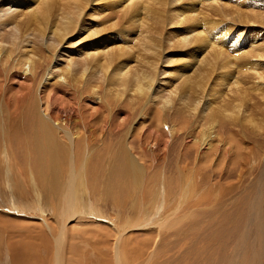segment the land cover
I'll return each mask as SVG.
<instances>
[{
	"label": "bare ground",
	"instance_id": "obj_1",
	"mask_svg": "<svg viewBox=\"0 0 264 264\" xmlns=\"http://www.w3.org/2000/svg\"><path fill=\"white\" fill-rule=\"evenodd\" d=\"M179 1L181 0H0V72L2 71V69L7 70L11 68L12 62L23 73L25 80L29 83V89L34 90V87L38 84L37 82L43 65L46 63H50L49 68H45L47 70H45L46 74L42 76L41 81L38 84L37 100L34 102L36 119L33 123L32 132L27 131L26 128L22 126H13V122L18 118V115L17 112H9V108L11 105H16L18 103L15 102V104H13V102L9 98L4 97V95L2 94L0 95V152H2L0 153V177H2V173L5 172L9 179L7 181H4L5 183L9 182L12 188V190L9 189L10 194H8L6 200L3 199L6 205L2 202L3 205L2 207H0V215H9L7 214V209H11L9 206H14L15 209L17 208L19 211L23 212L21 218H16V220L13 217L16 220H14V222L10 217V220H12L11 222L8 220L9 218L1 217L0 219L1 223L2 220L4 221L5 219H7V221L10 223L9 225H5L4 221L3 224L5 226H1L0 241L3 248L5 247L6 251L9 250V253L13 258V263L11 261L12 264H30V262L33 261L36 257L35 254L33 257V253L37 252L38 254V251H40L41 254L45 252L49 255V258H52L45 260L46 257H43L42 254L43 261L45 260L44 262L41 260L43 264H71L69 262L71 260V262L73 263L74 258L70 255L76 253V250H78L77 244L79 243L77 240V233H79L81 237L84 238L86 234H89L88 231L92 230H88V227H92L94 230L96 229L95 232H98V225H112L110 221L105 219L104 214L99 210L100 208L97 209L94 208L95 206L93 207L92 205H90V198L88 197V194L90 195L92 193L91 186H93L92 183L95 182V175L94 177L89 178L88 183L85 175L88 160L90 156H92L91 154L94 151L92 150L91 152V148L94 146L93 142L97 138L103 140L105 137L107 130L106 118L104 121L105 126L102 131L96 128H91V134L87 135L84 130L80 129L81 127H84V129L88 132L89 124L86 121H90L89 118L101 114L106 110V108H102L103 98L99 93L100 88L98 84L101 77L97 79L99 75L97 76L96 72L94 71L95 69L98 70L97 67L100 66H114L116 72L113 75L114 79L111 82L118 83V85L111 89L112 94L109 90V88L111 87H107V85H105L107 88L105 89L107 91V94L104 96L105 102H108L109 99H112L113 102L115 100V103L117 104L116 108H118V106L120 105H130L128 108V114L122 119H117V121L120 123V131H124L125 128L127 129L130 126L131 120H133L134 118L132 117V114H135L137 103L139 104V100H143V98H145L144 101H147L146 103L153 104V106L155 105L161 110L162 113L159 115L157 114L158 118H156V120L154 121L155 125L153 126V128L161 127V129L163 128V131L167 128V142L169 143L174 135L178 133L176 132L177 130L175 126L170 127L166 124L167 122L165 123L162 120H166L168 116L166 111L167 109L169 110V106L172 104L173 100L182 92H184V89H188V91L185 90V92H188L194 99L192 102L193 108L191 110H193V112L191 116L194 118V116L196 117L198 113V116L202 114V119L208 120V128H201L203 129V131L200 130V139L199 137H194L193 135L189 136L187 145L197 147L198 151L204 155L206 159L205 164H207V167L211 168V171L207 178L210 188H208L209 191L203 195H197L198 191L193 190L195 178L192 175L188 176V178L190 179V183L186 185L187 190L184 193L182 202L185 203V198L187 197L189 198L188 205L190 206L195 204L196 202L205 200L206 202L211 203L209 209L215 212L214 215H220L221 217H223L224 215H230L233 211L236 212V215H234L235 219H228V221L227 219H220L215 223L218 226L220 225V228L225 234L230 235L227 242L222 244L220 249H228L233 245V247L230 249V252L227 254V256H225L226 261L224 262V264H244L247 260L249 261V264H261V258H263L264 260V149L259 146V149L262 151L261 155H253L256 150L255 145L253 143L249 144L246 140L238 138L237 135L240 132L236 128V124L241 122L242 125L248 126L257 135L263 136L264 115L261 119L259 118L258 121H255V119H252V117L248 116L249 114L244 115V112L242 110L243 105L241 103H236L237 105L235 104V106H233L231 110L228 109L229 106L227 107V109H223L222 107H217L216 109H214V103L212 101L214 100V102H216L217 98H224L226 95V93H224L220 96L219 90L215 89L217 86H227L230 83L227 89H229L228 91L231 93H234V87H239L237 83L240 82L237 79L232 83L230 80L228 82V80L226 79L230 76V74L228 75V72L227 74L219 75L217 78H215L217 79V81H215L214 77L216 76H214L213 74L218 68L216 69L217 64L215 65L214 63L221 62V60L224 61L227 50V44H224L221 49L218 48V42H221L220 40L229 41L230 37L236 35L237 33L238 35L241 34L240 38H242L244 33L247 31V28L243 26V23L246 22H243L242 20H238V23H236L235 21H231L230 24L227 23L228 25L226 24V26L221 29L218 28L219 22H217L221 18L217 17V20L214 23L206 22V20L210 21V17L207 18V15H204L205 12L202 13L201 11L195 9L197 0H190V4H184L185 6L183 5L182 9H180L181 7L178 9L179 6H177V2ZM214 1H216V4H219L218 0ZM187 2L185 1V3ZM205 2L208 3V1L206 0H201V3L204 6ZM122 3H124V6L121 8ZM181 3H179L180 6ZM216 4L215 2H213V5H208L209 9L213 12L217 11V13H221V17L228 18L227 13H222V8L218 9V7H215ZM157 6L159 7L158 12L161 15V19L160 17L158 18L159 20H161L158 24H161V27L166 21L172 23L176 22V24L179 22L181 23L182 27H184L182 24L184 22L190 23L192 25L187 29L185 28L184 31L183 29L180 30V33L176 34L174 32H171V45H173L174 42V47L176 45L178 48H181L182 46H184L180 45L182 44L181 42L187 43L188 41H190L192 45L194 44V46H196V48H194L193 50L192 57L190 56L191 60L188 58V60L190 61H186L184 65L180 63V61L182 62L183 60L185 62L186 57L184 55L186 51L183 52L181 50L178 52L176 51L178 50V48H176L175 51L177 53H170L168 51V57L166 53L167 63L164 62L165 65L177 63L178 65L182 64L184 66V69H179L177 67L179 71H176V74L173 75L172 73L173 80L171 81L173 83L170 82L172 84L171 86L169 85L170 83L168 84L169 81L167 82V78L164 76L166 74V69L168 68V66L160 67V63H158V66V64H156V61V63L153 64L151 62L153 69L149 74H147L149 70H145L146 72H140L137 71L138 68H134L135 66L133 67V65L131 66V64L134 62L136 64V61H134L135 59L131 60L132 58L130 56H133V58L137 57H135L134 55L135 50L133 54L131 53V51H133V46L131 45L132 42L129 39L132 36H130V38L126 36L132 33L137 34V30L135 29L134 31L129 26L127 29L123 30L119 28L120 20L124 19L126 21L127 17L133 11L136 12L139 9H142L139 11H142L144 13V16L147 14V16H149L154 11L157 12L155 10V7ZM167 6L171 7L172 14L174 13V15L167 14ZM228 8L229 7H227V9ZM239 8H241V6ZM254 8L258 9L256 7ZM18 10H20V14H18ZM115 10L122 11L117 16L115 14L107 12ZM236 11L237 10L233 12ZM239 11L240 10H238L237 13ZM197 12L200 15L199 19H201V17H205V21L201 26L197 25L199 24V16L196 14ZM209 13L210 12L208 11V14ZM244 13L246 12L244 11ZM250 13V19H254L253 21L251 20L253 23L264 22V18L260 14V12L252 9ZM194 14H196L197 16H194ZM229 15H235L234 18H236L237 16V18L239 19V16L236 14ZM153 16L154 15L152 14V17ZM93 18H101L102 21L98 24H94L90 22V19L93 20ZM144 18L145 17H143L142 26L139 28L140 32L142 31L141 34L143 33L144 27L146 26ZM179 18H181V21H179ZM224 18L219 21L223 22ZM113 19H117V21L112 24L107 23L108 21H111ZM141 21L142 20H137L136 23H140ZM28 24H31V26L33 24L35 26L34 31L36 32L27 34L28 29L26 27L28 26ZM177 26H179V24H177ZM133 27L135 28V26ZM136 27H138V25H136ZM114 29H116L117 31L115 32ZM146 31L147 29H145V32ZM160 31L162 32V29H159V32ZM25 33L26 35H24ZM115 33L117 34L115 35V37H113V34ZM256 33H258L257 30ZM35 34H38L40 36L34 38ZM110 34L113 36H111ZM150 35L147 37L148 40L149 38H151L150 40H152V37H150ZM240 38L238 39L237 35L234 37V41L236 40L233 43L235 47L241 45ZM144 39L147 40L146 38ZM118 40L121 42L120 44H118ZM75 41L78 42L75 44ZM37 42L45 46L43 47L46 48L47 55L41 56L44 54L37 53L38 51L40 52V50L36 52V49L38 48ZM169 42L170 41H168L167 44ZM149 43L150 46H152V42ZM66 44L67 46H65ZM171 45H168L167 48L171 49V47H173ZM187 45L188 44H186L183 49L185 47H188ZM160 49H162V47ZM242 50L243 49H240L239 52ZM254 51L251 49L249 51H245L243 54L240 53L241 55H239V57L244 58V61H241V58L239 57L237 58H239L242 63L244 62L243 67H245V71L254 72L258 78L264 79V77L262 76L264 75V70L260 72L261 63H258V57L260 58L263 56L260 54H257L255 56L254 54H256L257 51ZM159 52L161 53V51ZM164 53L161 54L165 55ZM190 54H192V52ZM187 55L188 54H186V56ZM57 56L61 57V61L56 60ZM182 56H184L185 58L182 59ZM178 57L180 59H178ZM208 57L210 58L208 59ZM14 60L15 63L13 62ZM209 60L212 61L211 64L208 63ZM138 63L139 61L137 62V64ZM228 63L229 65H232V67H234L233 62V64H230V61ZM238 63L239 61L236 63V65L240 67L239 65L241 64ZM237 66L236 68H238ZM241 69L243 68L240 67L239 72ZM106 70L108 72V69ZM161 76H164L165 78L162 79L160 78ZM101 80L105 82L104 84L108 82L107 77H105V79L102 78ZM93 81L97 82V84L93 83ZM179 81H181V83ZM178 82L180 84L176 85L175 83ZM101 83L103 84V82ZM3 86L4 82L0 79V90H2ZM67 87H72L74 89V95H69L61 98L60 93ZM84 87H88L87 89H89L87 91L89 92V94L86 97L82 96L79 93V91H81ZM131 89L134 90L130 91ZM237 90L239 91V89ZM128 92L131 94H127ZM79 95H81V97H79ZM236 95H238V92ZM76 97L78 100L76 99ZM228 97L230 98V96ZM80 98L81 100L83 98L84 100L88 98V102L90 103L92 109L86 106L84 112L88 113L89 117L87 115L83 116L82 114V106L84 104V100H82L80 103H77ZM126 98L129 101V105L127 103H124L122 100H126ZM57 104L58 108L56 107ZM183 104H185L184 101ZM189 105L191 104L189 103ZM108 110L109 116L115 111V109L112 108H109ZM182 111L183 110L181 109V112ZM56 116L58 117L57 120L55 119ZM151 117L153 118V116ZM30 121L31 115L29 114L28 122ZM69 122L77 127V132H71ZM228 122L230 124H228ZM145 125V121L143 126L142 121H138L136 125H133L134 127L132 126L129 132L126 134L132 135L134 133L135 135H139L140 141L144 143V135L147 133L151 134L150 130H152V128H149L150 130H144L147 129L145 128L147 125ZM226 129H228L229 131L228 135L224 133V130ZM165 138L162 139L166 141ZM13 140L17 141L16 147L14 146ZM83 144L85 151L83 154H81L83 155V160L82 162L80 161V171H77L74 169V164L77 163V152L79 151L80 145ZM125 146L126 147H124V149L119 150L117 156L115 157V161H113L114 171L123 178V181L118 180L119 184L116 188L117 194L113 195L114 192H106L110 189H113V187L110 188L112 184L110 187L108 185H105V188L103 189L106 192L105 194L113 199L115 203L114 206H117L120 209H125V202H128L126 200L128 192L125 193L124 191L128 187L131 189V186H128L130 184L129 178L132 179V182H134L135 184V188L138 187L141 193L144 188V182H146L144 179L147 175L145 165L141 160L142 158L138 157L130 149L129 145ZM12 149L17 151V157H15V153H11ZM99 154H102V152ZM230 157H233L234 159L229 160ZM63 158H65V160L68 159L67 163L70 167L67 172H63L62 170V166L64 165H62ZM118 159L121 161L119 164L117 162ZM97 166L98 165H95L96 168ZM106 169L107 168L105 167V170ZM108 176L110 175L108 174ZM160 179L163 184L167 185L166 177L164 176V174L161 175ZM17 186H20L24 190L29 186L30 191L34 195V198L32 197L34 200V202H32L31 204L32 207L34 203H37L39 205V211L41 213L40 215H37V209L36 215L31 216L32 220L34 217L36 218V220H33L31 222L29 221L30 223H26V220H24L26 209L24 208V210L21 208L24 205L22 203L24 201L20 202V205L17 202V199L19 201V198L20 200L24 199L21 198L22 196L18 197L17 199L15 197L16 191L14 192V188ZM21 188L19 190L17 188L16 189L20 192ZM163 190L164 189L161 188L159 189V192L162 193ZM26 192L23 193L24 196L26 195ZM32 194L29 195L32 196ZM105 194L103 196H105ZM27 197L28 196H26V198ZM192 197H194L193 200L191 199ZM1 200L2 199L0 198V201ZM49 200H55L56 206H54L53 209V205L50 208L48 207L49 210L47 211L48 205L45 204V201L49 203ZM123 200L126 201L124 202ZM165 202L166 200L163 203L165 204ZM26 203L27 202H25V204ZM29 204L30 203H28L27 205ZM135 204L137 207L138 203ZM180 206L181 205H179V208ZM27 207L28 206H26V208ZM34 208H36V206H34L32 209ZM179 208L176 210L174 209L175 211L170 214L171 216L169 215L170 218L174 219L175 216L172 215H176ZM16 215L15 217H17ZM139 215L140 213L138 212L132 223H128L127 227L125 226L126 228L123 232V236H119L118 238L105 236L104 239L102 238L103 240L101 239L102 243L107 246L109 250L108 253L106 254L102 250V248H97L95 250L99 255H101L100 258L102 257L105 263L136 264L135 262L139 261L137 260L138 257H132L131 252L129 251V244L131 241L130 237L132 236L131 230H145L147 228V225L144 223V219H141ZM228 222L229 226L225 224H228ZM169 224L168 222L159 224L160 226L157 231V236H160L162 231ZM74 225H78L79 227L81 226V229L74 228ZM174 228L175 227L172 228L173 230L171 229L172 232L174 231ZM20 232H22L23 234ZM95 234H93V236ZM44 235L49 236V239L46 238V240L44 241L43 238L45 239L46 237ZM75 235H77V238ZM93 236L88 235L89 238H92ZM32 239L34 240V242L32 241L34 243V246L30 248L29 241H31ZM38 239H40V241ZM81 240L84 241L85 238L84 240ZM35 241L39 245L36 244ZM69 245L70 247H68ZM145 245L146 244H144V247ZM186 246H188V244ZM146 248H148V246ZM29 250H32V254H30L31 251L28 252ZM139 250H137L138 253ZM157 251H155L154 253H150V256L152 257L155 253H158ZM144 253L146 252H141V254L139 253L137 254V256L139 255V257L142 259ZM98 254H96V256ZM108 254L110 255L109 258H107ZM150 256L148 257V259L151 258ZM9 260H11V258ZM36 260L39 261V259H35L33 262H37L36 264H38L39 262ZM150 260L151 259L147 261ZM42 263L40 262V264Z\"/></svg>",
	"mask_w": 264,
	"mask_h": 264
},
{
	"label": "rangeland",
	"instance_id": "obj_2",
	"mask_svg": "<svg viewBox=\"0 0 264 264\" xmlns=\"http://www.w3.org/2000/svg\"><path fill=\"white\" fill-rule=\"evenodd\" d=\"M183 1L184 0L177 2V6H179L178 9L180 7H181L180 9H182L184 4L185 5L190 4V0H185L186 2L188 1L187 3H185V1L184 2ZM206 1H208L209 4L207 2H205V6H204L201 3V0H199V1L197 0L196 5H195V9L201 11L202 13L205 12L204 15L205 16L207 15V18L210 17L209 18L210 21L206 20V22L214 23L217 20V17L221 18L219 20H222L224 17H221V13H219V12L217 13V11L213 12L208 7V5L209 6L213 5V2H215V4H216V1H214V0L213 1L206 0ZM181 2H183V3H181ZM218 2L220 4V7H219V4H216L215 7H218V9L222 8V10H223L222 13H227V15H228V18L225 17L223 22L219 21V20L217 21V22H219L218 28L223 29L226 26V24L227 23L230 24L231 21H235L236 23H238L237 22L238 20H242L243 22H246V23H243V26H245L247 28V31L244 33V35L242 34L243 35L242 38H240L241 34H239V35H238V33L236 34L238 39L240 38L242 46L241 45L237 46V47L234 46L233 43L236 41V40L234 41V37L236 35L231 36L229 41L220 40L221 42H218V44H217L218 48H221V49L224 46V44H227V46H226L227 50H226L224 61L221 60V62L214 63L215 65L217 64L216 69L218 68L216 70V72L213 74L214 76H216V77H214V80L217 81V79H215V78H217L221 74H227V72H228V75L230 74V76L226 78L228 80V82L230 80L232 83L233 81H236V79H237V80H239V82L241 84L237 83V85L239 87H237V88L234 87L235 88L234 93L237 94V92H238V95L234 94L233 92L231 93L228 91L229 89H227V87L230 85V83L227 86L226 85H223L221 87L217 86L215 89L219 90L220 96L224 93H226V95L224 98L223 97L217 98L216 102H214V100H212L214 103L213 108L216 109L217 107H222L223 109H225V108L227 109V107L229 106L230 108L228 107V109L231 110V108L233 106H235L236 103L237 104L241 103L243 105L242 110L244 112V115L249 114L248 116L252 117V119H255V121L256 120L258 121V119L259 118L261 119L262 116L264 115V79L262 78L263 79L262 80L261 78H258L254 72L245 71L244 70L245 67H243L244 62L243 63L241 62V61H244V58L239 57V55L243 54L247 50L248 51L251 49L253 51L256 50L257 53L254 54L255 56L257 54H260L263 56L260 58L258 57V59H259L258 63H261L260 72L264 70V32H263L264 31V22L263 23H253L252 21L254 19H250V14H252V13H250V11H252V9L260 12V14L264 18V0H222V1L218 0ZM179 3H181V6L179 5ZM197 3H198V5H197ZM239 5L241 6V8H239L240 7ZM247 5H249V6H247ZM123 6H124V3H122L121 8ZM197 6H199V7L201 6V7L199 8ZM226 6L229 8L227 9ZM157 7H155V10L157 12L154 11L152 13L154 15L153 17H152V14L149 16H147L148 14L144 16L143 15L144 13L142 11H139L142 9H139L136 12L133 11L127 17L126 21L124 19H121V20L119 19L120 20V23H119L120 27L119 28L121 30H123V29H127L129 26L130 28H132V30H134V31H135V29L137 30V34L132 33V34H129L128 36H126L128 38H130V36L133 37V39H132V37L129 39L132 42L131 45L133 46V51H131V53L133 54V52L135 50V52H136V53L134 52L135 57L140 59V60H138L137 58H133V56H130L132 58L131 60L135 59L134 61H136V64L133 61L134 63H132L131 66L132 65H133V67L135 66L134 68H138L137 71H140V72H146L149 70L150 72L148 71L147 74L151 73V71L153 69V67H152L153 63H156V62H157L156 64L160 63L161 64L160 67L161 66H168V68L166 69L167 71L165 70L166 74L164 76L167 78V82L169 81L168 82V84H169L170 82H172L171 80H173V75L176 74V71L178 72L179 69H184L183 68L184 63H186V61L191 60V57L193 55V50H194V48H196V46H194V44L192 45V43H190V41H188L187 43L181 42L182 43V44H180L181 46L182 45L186 46V44H188L187 45L188 47H185L184 49H183L184 46L181 47L182 49L180 47L178 48L176 45L174 47V42H173V45H171L172 44V40H170L171 39V37H170L171 32H174L177 34V33L181 32L180 30L183 29V31H184L185 28L187 29V28L191 27L192 25L190 23L184 22V23H182L184 27H182L181 23H179L178 21H177L178 22L177 24H179V26H177L176 22L172 23V22L166 21L164 23V25L161 27V24H158L161 21L158 19L159 17L161 19V15L158 12L159 7L158 8ZM204 7H205V9H204ZM254 7L258 8L259 10L255 9ZM235 10H237V11L240 10V11L238 13H237V11L233 12ZM121 11L122 10H115V11H107V12L108 13L110 12V13L115 14L117 16V15H119V13ZM208 11L210 12L209 14H208ZM244 11L246 13H244ZM19 12H20V10H18V14L21 13V12L20 13ZM56 13H59V12H56ZM106 13H104V14H106ZM243 13H244V15H243ZM167 14L168 15H174V13L172 14V9L170 6H167ZM196 14L199 16L198 17V23L199 24H197V25L201 26L203 24V22L205 21V17H201V19H199L200 15L198 14V12ZM196 14H194V16H197ZM229 14H236L239 16V19L237 18V16H236V18H234L235 15L230 16ZM155 15L158 17H156ZM188 16H189V14H188ZM143 17H145L144 19H145V23H146L147 27L146 26L144 27V31L141 34L142 31L140 32L139 28L142 26ZM119 18H121V17H119ZM153 18H155L156 20ZM93 20L90 19V22H92L94 24H98L102 21L101 18H97V19L93 18ZM137 20H142V21L140 23H136ZM115 21H117V19H113L111 21H108L107 23L112 24ZM179 21H181V18H179ZM52 22H54V21H52ZM129 23H131V24H129ZM136 25H138V27H136ZM133 26H135V28ZM34 27L35 26L33 24H32V26H31V24H28V26L26 27L28 29L27 34L36 32V31H34L35 30ZM156 28L162 29V32L161 31L159 32V29H156ZM145 29H147V31L150 29L148 31L149 34L147 33V31L145 32ZM256 30L258 33H256ZM114 31L116 32L117 30L114 29ZM250 31H252V32H250ZM259 32H260V34H259ZM157 33L160 35H158ZM116 34L117 33L113 34L114 36L111 34L110 35L115 37ZM258 34H259V37H258ZM24 35H26V33ZM149 35H150V37H152L153 41L150 40L151 38H149V40L147 39V37ZM37 36L39 37L40 35L35 34L34 38ZM136 36L137 37L140 36V37L137 38ZM260 36H261V38H260ZM254 37L257 39H255ZM144 38H146L147 40H145ZM258 38H260V39H258ZM162 39H164V40H162ZM211 39H213V38H211ZM168 41H170V42L167 44ZM77 42L78 41H75V44ZM149 42L153 43V44L151 43V45L153 47L150 46ZM120 43L121 42L119 41L118 44H120ZM38 45H40V46H38ZM168 45L173 46V47H171V49H173V50H171L170 48H167ZM43 46L44 45L37 42L38 48L36 47L37 48L36 52L38 50H40V52L38 51L37 53H39V54L43 53L44 54L41 56L47 55L46 48H44L45 46L44 47ZM65 46H67V44ZM161 47H162V49H160ZM244 47H245V49H244ZM176 48H178V50H176ZM148 49H149V51H148ZM240 49H243V50L239 52ZM175 50L178 52L181 50L183 52L186 51L184 56L186 57L187 60L185 59V62L183 60H182V62L180 61V63H182L183 65L182 64L178 65L177 63H176L177 65L175 63H174L175 65L171 64L172 66L170 64L165 65V63H167L166 58L168 57V51L170 53H172V52L177 53ZM159 51H161V53L165 52L164 53L165 55L161 54ZM190 51L192 52V54H190L191 53ZM256 51H254V52H256ZM166 53H167V57H166ZM186 54H188V55L186 56ZM234 54H235V56H234ZM162 55H163V57H162ZM184 56H182V59L185 58ZM237 57L241 58V61ZM180 58H181V56H180ZM180 58L178 57V59H180ZM188 58L190 60H188ZM209 58L210 57H208V59ZM173 59H175V58H173ZM236 59H238V60H236ZM258 59H256V60H258ZM56 60L61 61V57L57 56ZM253 60H255V59H253ZM138 61H139V63L137 64ZM229 61H230V64L234 63L233 64L234 67H232V65H229V63H228ZM238 61H239L238 64H241L239 66L243 68V69H241L243 71L240 70L241 73L239 72L240 67H238L236 65V63ZM13 62L15 63V60ZM151 62H152V64H151ZM208 63L211 64L212 61L209 60ZM47 64L48 63L43 65V68L41 70V73L39 75V79L37 82L38 84L40 83L42 76H44L46 74V71H47L46 69L49 68L50 63L48 65ZM235 65L238 68H236ZM158 66H159V64H158ZM174 66L176 69L174 68ZM226 66H228L229 68ZM230 66H231V68H230ZM220 67H222V68H220ZM97 68H98V70L95 69L94 71L96 72L97 76L99 75L97 77V79H99V77H101L99 84H98L99 88H100L99 93L103 98L102 99V101H103V104H102L103 107L102 108L103 109L106 108V110L103 111L101 114H98L92 118H89V120L91 121V126H90V121H86L89 124L88 125V132L84 129V127H81V128L79 127V128L81 130H84V132L87 133V135L91 134V128H96V129L102 131L104 129V126H105L104 121L106 118L107 130H106L105 137L103 140H100V138H97L93 142L94 146L91 148V152H92V150H94V151L92 152V154H91L92 156H90V158L88 160V163L86 166L87 167L86 168L87 174L85 173V175H86L87 183H88L89 178L94 177V175H95V179H94L95 182H93L92 183L93 186H91V192H92L91 194L92 195L88 194V197L90 198V205H92L93 207L95 206L94 208H97V209L100 208L99 210L104 214L105 219L110 221L112 223V225H107V226H99L98 225V227H97V228H99L98 232H95L96 229L94 230L92 227L91 228L88 227V230L92 229L93 231L92 230H90V231L92 233L94 232L93 234H95V233L96 234L93 236V234L90 231H88L89 234L85 235L87 237L84 236L85 240L83 237H81V235L79 233H77L78 238H77V235H75V236H76L78 243H79V244H77L78 250H76V253L70 255L71 257L74 258V259L72 258L74 261L73 263H75L77 260V262L75 264H108V263L104 262L102 257L100 258L101 255H99L95 249H97V248L101 249L102 248V250L107 254L109 250H108L107 246H105L102 243L101 239L102 238L104 239L105 236H110L112 238H118L119 236H123V232H124L125 228L127 227V224L128 223L131 224L139 212L140 213L139 216L141 219H144V223L147 225V228L145 230H131L132 236L130 237L131 241L129 244V249H130L129 251L131 252L132 257H135V258L138 257L137 260H139V261L135 262L136 264H144V263L145 264H170V263L171 264L172 263L173 264H179V263L180 264L181 263L182 264H224V262L226 261L225 256H227V254L230 252V249L233 247V245L228 249H220L221 245L227 242L230 235L225 234L223 232V230L220 228V225L218 226L215 223L220 219H227V221H228V219H235L234 215H236V212L233 211L230 215H224L223 217H221L220 215H214L215 212H213L209 209V207L211 206V203L206 202L205 200H201V201L196 202L195 204L190 205V206L188 205L189 198H187V197L185 198L186 205L184 202H182L184 193L187 190L186 185H188L190 183V179L188 178V176L192 175L195 178L193 190L198 191L197 195H201V194L203 195L209 191L208 188H210V187H209V183L207 181V178H208V175L210 174V171H211V168L207 167L206 166L207 164H205L206 159H205L204 155L198 151L197 147H195V146L193 147L192 145L191 146L187 145L189 136L193 135L194 137H199V139H200L201 138L200 137L201 135H199L200 130L203 131V129L208 126V120L202 119V117H203L202 114L198 116V114H199L198 113L196 115V117L194 116V118L191 116L192 112H193V110H191L193 108L192 102L194 99L188 92H185V90L188 91V89H184L183 90L184 92H182L179 96H177L173 100L172 104L169 106V110L167 109V111H166V113L168 114V116L166 118L167 121L162 120L165 123L167 122L166 124L170 127L175 126L176 130H177L176 132L178 133V134H175L174 137L168 143L167 142V131H166L167 128H166V130L164 129V131L162 130L163 128L161 129V127L153 128V126L155 125L154 121L156 120V118H158V115L162 113L161 110L157 106H155V105L153 106V104L146 103L147 101H144L145 98H143V100L142 99L139 100L140 101L139 104L137 103V106L135 108L136 109L135 114L134 113L132 114V117H134V118H133V120H131L130 126L127 129L125 128L124 131L119 130V128H120L119 124L120 123L117 121V119H122L128 114V112H129L128 108L130 105H129V101L127 100V98L129 96L126 98V100L122 99L123 102L127 103L129 106L120 105V106H118V108H116L117 104L115 103V100L113 102L112 99H109L108 102H105L104 96L107 94L106 93L107 91L105 90L107 88L105 85H107V87H109V86L111 87V88H109V90L111 91V94H112L111 89H113L116 85H118L117 82H111L114 79L113 75L115 74L116 70H115L114 66H103V67L100 66ZM170 68H172V69H170ZM224 68L227 70H225ZM92 69H94V68H92ZM102 69H104V70H102ZM106 69H108V72ZM229 69L231 70V72ZM172 73H173V75H172ZM148 76H150V75H148ZM164 76H161L160 78L164 79L165 78ZM262 76L264 77V75H262ZM105 77H107V80H108V82H106V84H104L105 82L103 80H101L102 78L105 79ZM229 78H231V79H229ZM0 79L3 80V82H4V86H3L2 90H0V95L2 94V95H4V97L9 98L13 102V104H15V102L18 103L16 105H11L9 108V112H12V113L17 112V115H18V118L13 122V126L14 127L22 126V127H25L27 131L32 132L33 123L35 122V119H36L34 102L37 100L38 84L34 87V90H30L29 86H28L29 83L25 80L23 73L12 62H11V68H9L7 70L2 69V71L0 72ZM181 81H179V82L181 83ZM101 82H103L104 85ZM179 82L175 83V84L179 85L180 84ZM93 83L97 84V82H95V81H93ZM169 85L171 86L172 84L170 83ZM75 87H76V85H75ZM87 88L88 87H86V88L84 87L81 91H79V93L82 96L86 97L89 94V92H87L89 89H87ZM237 89H239V91ZM133 90L134 89H131L130 91H133ZM84 91H86V92H84ZM228 93H229V95H228ZM127 94H131V93L128 92ZM192 94H194V93H192ZM69 95H74V89L72 87H67L64 90H62V92L60 93L61 98H64L65 96H69ZM81 95H79V97H81ZM228 96H230V98ZM76 99H77V97H76ZM82 100H84V98ZM82 100L80 98V100L77 103H80ZM183 101L185 102V104H183ZM242 101L244 102V104ZM189 103L191 105H189ZM232 103H233V105H232ZM229 104H231V105H229ZM86 106L91 108L90 103L88 102V98H86L84 100V104L82 106V114H83V116L87 115L89 117L88 113L84 112ZM108 106L110 109L111 108L115 109L114 113H112L110 116L108 115V111H109ZM144 106H145V108H144ZM176 106H178V107H176ZM56 107L58 108V104L56 105ZM244 107H245V109H244ZM43 109H45V108H43ZM181 109L183 110L182 112H181ZM187 109H188V111H187ZM189 109H190V111H189ZM246 109L248 110V112ZM29 114L31 115V121L30 122H28ZM188 114H190V115H188ZM74 116H75V113H74ZM151 116H153L154 119ZM241 116H242V113H241ZM139 118H140V120H139ZM189 118H191V119H189ZM55 119L57 120L58 117L56 116ZM143 119L145 121V124L147 125V126L145 125L146 127L144 126L145 128H147L144 130H148L149 128L150 129L152 128V130L149 129L150 133L152 135L148 134V133L145 134L146 137L144 135V137H143L144 143L140 141L139 135H135L134 133L132 135L126 134L129 132L130 128L133 125L134 126L136 125V123L138 121H142V126H143L144 125ZM175 124H177V125H175ZM228 124H230V123L228 122ZM69 125L71 127L72 133L77 132V127H75V125L71 124L70 122H69ZM236 125H237V127H236L237 130L240 132L237 135V137L241 138L243 140H246L249 144L253 143L256 147V150H255L253 155H261L262 151L259 149V146H261V148L264 149V135L263 136L257 135L248 126L242 125L241 122L237 123ZM201 128H203V129H201ZM152 132H154V133H152ZM158 133H159V135H158ZM224 133L226 135H228L229 134L228 129L224 130ZM163 136H165L166 138ZM157 137L159 138V140ZM162 138H165L166 141H164V139H162ZM13 143H14V146L16 147L17 141L13 140ZM125 145H129L130 149L138 157L142 158L141 160H142V163L145 165L147 175L145 176L144 180L146 182H144V188H143V191H141V193H140V190L138 187H136L137 189L135 188V184H134V182H132V179L129 178V183L131 185L129 184L128 186H131V189L128 187L124 192L125 193L128 192V194H129L131 191V193L129 195L127 194L126 200L128 202H125L126 200H123L126 203L125 209H120L117 206H114L115 203H114L113 199L108 197L107 194H105V193L106 192H112V193L114 192L113 195L117 194L116 188L118 187V184H119L118 180L123 181L122 176H120L118 173H116L114 171L113 161H115V157L117 156L119 150L124 149V147H126ZM84 151H85L84 150V144L80 145L79 151L77 152V155H78L77 156V158H78L77 163L74 164V169L77 171H80V168H79L80 167V161L82 162V160H83L82 159L83 155H81V154H83ZM16 152L17 151L14 149H12V151H11V153L16 154L15 157L18 156ZM101 152H102V154H99ZM0 153H2V152H0ZM100 158H101V160H100ZM233 159H234L233 157L229 158V160H233ZM16 160H17V158H16ZM62 160H63L62 165L64 164L62 166V170H63V172H67L69 170V167H70L69 164L67 163L68 159L65 160V158H63ZM46 161H47V158H46ZM106 162H107V164H106ZM117 162L119 164L121 161L118 159ZM253 162H255V161H253ZM95 165H98L97 168L95 167ZM105 167L107 168L106 170H105ZM110 170H111V172H110ZM2 174H3V176L0 177V198L2 199L0 201V207H2L4 200H6V197L8 196V194H10V190H12L10 183L9 182L5 183V181H7L9 179V177L7 176V174L5 172H3ZM108 174L110 176H108ZM163 174L166 177L167 185H165L161 182L160 178H161V175H163ZM119 176H120V178H119ZM108 179H109V181H108ZM2 180H3V182H2ZM7 183H8V185H7ZM94 184H95V186H94ZM111 184H112V186H111ZM105 185L106 186L108 185L109 187L111 186L110 188L113 187V189H110L111 191L108 190L105 192V190H103L105 188ZM19 187L20 186H17L14 188V192L16 191L15 197L17 199L18 197L22 196L21 198L24 199V200H20V198H19V201L17 199V202L20 205L21 204L20 202L24 201V202H22L24 205L21 207L22 209H24V208L26 209V210L24 209L26 212L24 220H26L25 221L26 223L27 222L30 223L31 221L36 220L35 217L32 220L31 216L36 215L37 209H38L37 215H40V213H41L39 211L40 208H39V205L37 203H34L33 207L36 206V208L32 209L33 207L31 204H32V202H34V200H33L34 195L30 191L29 186L25 190L20 187L21 188L20 192L18 191L20 189ZM161 188L164 189L162 193L159 192V189H161ZM93 190H94L95 195L93 194ZM113 190H115V191H113ZM132 190H134V191H132ZM26 191L30 192V193H27ZM24 192H26L25 196L23 194ZM29 194L30 195L32 194V196H30ZM104 194H105V196H103ZM2 196H3V198H2ZM26 196H28V197L26 198ZM30 197H31V199H30ZM100 197H101V199H100ZM191 199L193 200L194 197H192ZM165 200H166V202L164 204L163 202ZM54 201L55 200H53V201L49 200V203L47 201H45L46 202L45 204L48 205L47 211L49 210L50 207H52V205H53L52 209L54 208V206H56V201H55V203H54ZM25 202H27V203L25 204ZM28 203H30V204L27 205ZM92 203H94V204H92ZM135 203H138L139 208H138V206L136 207ZM190 203H191V201H190ZM7 204H8V202H7ZM179 205H181L180 208H179ZM26 206H28V207L26 208ZM9 207L11 208V209H7L9 212L6 210L7 214H9V215H5V216L0 215V219H1V217L2 218H9L10 217L14 222V220L16 218L19 219L22 217L23 212L19 211L17 208L15 209L14 206H9ZM178 208H179V210H177V213H176L177 216L172 215V216H175L174 219L170 218V216H171L170 214ZM12 210H13V212H12ZM15 212H17L18 214ZM0 214H1V211H0ZM10 215H12V216H10ZM15 215L17 217H15ZM10 218L8 220L11 222L12 220H10ZM164 219H165V221H164ZM4 221H5V225L10 224L7 221V219H5ZM4 221L2 220V223L0 222V228L2 225H4L3 224ZM6 222H8V223H6ZM103 222H104V220H103ZM164 222H166V223L168 222V224L169 223L170 224L162 231L160 236H157V231H158V228L160 226L159 224H162ZM225 224L227 226H229V222H228V224L227 223H225ZM4 226H2V227H4ZM173 227H175V228H174V231L172 232L171 229ZM74 228L81 229V226L79 227L78 225H74ZM28 230H30V229H28ZM239 230H240V227H239ZM20 233H22V232H20ZM169 233H171V234H169ZM88 235H90V236L92 235L93 237L89 238ZM44 236H46V235H44ZM46 238L49 239V236H46L45 239L43 238V240L45 241ZM80 238L83 239L84 241H82ZM87 239H89V240H87ZM28 240H29V238H28ZM38 240L40 241V239H38ZM32 241L34 242L33 239L31 241H29L30 242L29 243L30 248H32L34 246V243ZM41 241H42V239H41ZM0 243H1V241H0ZM35 243H36V241H35ZM36 244H38V243H36ZM144 244H146L145 247H144ZM187 244H188V246H186ZM190 244H191V247H190ZM0 246H2V243L0 244ZM25 246H26V244H25ZM27 246H28V244H27ZM147 246H148V248H146ZM68 247H70V245ZM139 249H142V250H139ZM147 249H148V251H147ZM137 250H139L140 254H141V252L142 253L146 252V253H144V256L142 259L139 257V255L137 256V254H139ZM0 251H1L0 264H9V263L12 264L13 258L11 256V254L9 253V250L6 251L5 247L3 248V246H2V247H0ZM155 251H157L158 253H155L151 257L150 253H154ZM28 252H30V254H32V250H29ZM39 252L40 251H38L39 256H38L37 252L33 253V257H34V254L36 255L34 260L39 259V261L36 260L39 262L38 264H40V262L42 263L43 257H46L45 260L52 259V258H49V255L46 254L45 252L42 253L43 254V257H42L41 252L40 253ZM95 252H96V254H98L97 256H96ZM149 256L151 257V258H149L151 260L147 261V260H149L148 259ZM109 257H110V255L108 254L107 258H109ZM10 258H11V260H9ZM68 260H70V259H68ZM145 260H146V262H145ZM11 261H12V263H11ZM33 261H31L30 264L31 263L32 264L37 263L36 261H35L36 263H34ZM78 261H79V263H78ZM179 261H181V262H179ZM69 263L73 264L71 262V260ZM244 264H249V261L247 260ZM261 264H264L263 258H261Z\"/></svg>",
	"mask_w": 264,
	"mask_h": 264
}]
</instances>
